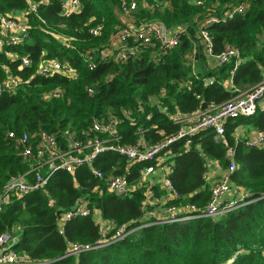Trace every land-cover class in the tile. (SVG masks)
Instances as JSON below:
<instances>
[{
    "label": "trees",
    "instance_id": "obj_1",
    "mask_svg": "<svg viewBox=\"0 0 264 264\" xmlns=\"http://www.w3.org/2000/svg\"><path fill=\"white\" fill-rule=\"evenodd\" d=\"M242 1L217 0L216 6L212 0L195 7L188 0H171L162 10L152 5L143 10L138 2V20H158L169 29L184 28L180 44L158 63L148 52L140 59L125 62L96 59V68L89 71L82 55L107 45L118 24L120 0H78L80 10L70 17L61 16L59 0H0L1 17L26 13L28 37L10 51L32 61L31 67L22 68L19 59H9L0 52V84L8 77L23 81L14 92L0 95V190L8 180L28 170V162L20 155L15 140L9 138L10 133L19 137L46 131L59 137L58 132L71 130L80 136L90 131L93 122L112 114L121 121L118 131L124 136V144L135 141L133 134L138 129L146 130L144 139L154 143L178 128L150 105L151 97L160 99L171 112L177 109L189 113L221 105L262 82L264 45L258 46L257 38L264 30V0L252 2L242 15L207 28L215 53L231 47L240 52L244 62L234 72L233 64L207 65L198 36L199 22L207 16L222 18L233 4ZM32 4L37 5L36 13H28ZM95 25L102 26L99 37L89 34ZM61 39L67 40L69 47ZM194 45L198 51L192 66ZM51 59L68 65L75 77L39 76V64ZM205 78L215 81L204 87ZM228 79L231 88L224 86ZM184 83L185 87L181 85ZM54 90L61 91V96L47 99L46 95ZM122 111L130 113L132 120L123 119ZM239 127L264 130V112L226 124L224 138L234 150L236 165L230 180L250 200L233 212L214 219L147 227L120 242L64 257L69 243L92 246L99 238L91 216L67 222L64 235L58 233L60 215L79 197L87 196L103 219L116 226L132 222L135 226L142 217V190L125 197L109 194L84 167L73 174L56 173L44 188L11 199L0 213V236L12 233L17 237L14 249L42 264H264V149H250L236 142ZM184 144L180 141L171 146L174 157L170 180L182 198L180 203L202 208L210 198L204 181L207 161L226 170L230 165L227 149L214 140L210 130L192 137L189 147ZM95 165L105 177L114 167L117 170L113 174L123 175L130 182L142 166H133L126 174L125 159L111 153L100 155ZM97 187L101 194L91 193Z\"/></svg>",
    "mask_w": 264,
    "mask_h": 264
},
{
    "label": "built area",
    "instance_id": "obj_2",
    "mask_svg": "<svg viewBox=\"0 0 264 264\" xmlns=\"http://www.w3.org/2000/svg\"><path fill=\"white\" fill-rule=\"evenodd\" d=\"M206 1L212 0H188L195 7L204 6ZM215 5L218 6L217 0ZM256 0H243L238 5L233 4L222 18L207 16L197 26L198 36L207 62L213 66L233 64V72L240 66L244 59L236 48L215 53L208 26L231 20L236 15L244 14L251 3ZM60 14L70 17L80 10L78 0H59ZM143 10L148 5L156 9L167 8L171 0H120L118 9V24L109 37L107 45L93 49L82 55L87 69L93 71L96 68V59L104 62H125L137 60L146 53L154 63L162 60V57L180 44L185 33L182 27L169 29L158 20H138L139 3ZM37 5L32 4L28 13H36ZM102 32L101 25H95L89 29L92 37H99ZM28 37V21L26 13L0 16V52L9 59H19L20 67L29 68L32 61L24 56H18L10 51L20 45ZM69 47L68 41L61 39ZM258 46L264 45V30L258 35ZM198 51L194 45L191 56V65ZM208 65V64H207ZM37 73L42 77L54 74H67L75 77L74 72L66 64L56 59L46 60L39 64ZM214 78H205L203 86L214 83ZM231 82V79H229ZM23 84L17 78L8 77L0 84V95L3 92L12 93ZM183 87L186 83L181 84ZM90 94L93 93L89 89ZM61 91L54 90L46 95L47 99L59 98ZM162 94V98H163ZM199 99V96H196ZM149 103L161 115L177 126V131L164 136L159 141L149 143L144 139L146 130L138 129L133 136L135 141L124 144V136L119 134L118 124L121 123L115 115L110 114L106 119L95 121L89 132H82L79 136L71 130L55 133L38 131L33 134L24 133L15 137L12 133L9 138L16 142L17 149L23 159L28 162V170L6 182L0 190V213L4 206L13 198H20L31 192L44 188L53 175L59 172L73 174L79 168H87L89 173L104 184L107 193L117 197L131 196L138 189L143 191V201L140 205L142 217L137 225L134 222L116 226L113 221L103 219L101 212L91 205L87 196L79 197L73 206L62 213L58 220V233L64 235L67 222L76 218L92 217L99 232V238L92 246H79L69 243V251L64 257L77 255L84 251H90L106 247L120 242L126 237L151 226L188 222L203 218H218L226 215L250 202L249 195L242 189L233 186L230 180L231 173L236 165L233 161L234 150L229 148L224 138L228 121L240 117H251L257 111L264 112V79L250 90L239 93L232 99L221 105H209L205 109H198L189 113H181L179 110L169 111L160 99L151 97ZM123 119L132 120L130 113L122 111ZM150 114L146 117L149 119ZM213 131L214 140L222 142L227 149L226 158L230 165L222 170L215 185H211L210 198L207 204L198 208L192 204L180 205L181 197L174 190L170 174L173 170L174 154L171 146L184 141L185 147H189L191 138L195 135ZM243 127L237 129L235 141L242 142L250 149H264V130H252L244 133ZM111 153L125 159V173L130 174L133 166L142 165L137 169L136 178L130 182L125 176L113 174L117 170L112 168L105 177L103 171L95 163L100 155ZM203 156V155H202ZM213 161H207V171L204 174L205 184L210 183L209 171ZM207 181V182H206ZM91 193L101 194L99 187L92 189ZM17 237L12 233H4L0 236V264H42L33 262L25 255L14 249Z\"/></svg>",
    "mask_w": 264,
    "mask_h": 264
},
{
    "label": "crops",
    "instance_id": "obj_3",
    "mask_svg": "<svg viewBox=\"0 0 264 264\" xmlns=\"http://www.w3.org/2000/svg\"><path fill=\"white\" fill-rule=\"evenodd\" d=\"M207 64L209 65V66H213V64L211 63V62H207ZM224 86L225 87H227V88H231L232 87V84H231V82L229 81V79L227 80V81H225L224 82ZM245 131H248V132H250V131H252V129H246V128H243ZM244 130H242V131H244ZM245 133H247V132H245ZM236 134H237V132H236ZM214 163H216V162H214ZM217 164V163H216ZM211 168H213L211 171H209L208 173H209V175L208 176H210L211 177V179H212V177H214V174L215 173H217L219 170H220V168H218V166H214V165H212L211 166ZM211 179H210V182H211ZM207 182V181H206ZM210 183H206L205 185L206 186H208Z\"/></svg>",
    "mask_w": 264,
    "mask_h": 264
},
{
    "label": "rangeland",
    "instance_id": "obj_4",
    "mask_svg": "<svg viewBox=\"0 0 264 264\" xmlns=\"http://www.w3.org/2000/svg\"><path fill=\"white\" fill-rule=\"evenodd\" d=\"M248 132L244 130V133ZM219 168V167H218ZM222 173V169H220L217 173L214 174V177H212L210 184L208 185L209 191L211 189V185H215L219 179V175ZM180 205L184 206L183 203H179ZM16 237V236H15Z\"/></svg>",
    "mask_w": 264,
    "mask_h": 264
}]
</instances>
